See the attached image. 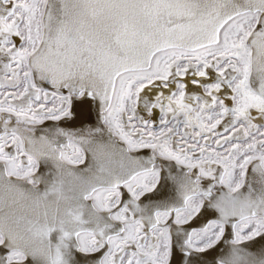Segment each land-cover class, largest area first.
Listing matches in <instances>:
<instances>
[{
    "label": "snow or ice",
    "instance_id": "6c2138e0",
    "mask_svg": "<svg viewBox=\"0 0 264 264\" xmlns=\"http://www.w3.org/2000/svg\"><path fill=\"white\" fill-rule=\"evenodd\" d=\"M210 252L264 264V0H0V264Z\"/></svg>",
    "mask_w": 264,
    "mask_h": 264
},
{
    "label": "bare ground",
    "instance_id": "6f19581e",
    "mask_svg": "<svg viewBox=\"0 0 264 264\" xmlns=\"http://www.w3.org/2000/svg\"><path fill=\"white\" fill-rule=\"evenodd\" d=\"M75 125L77 127L87 126V127H95L99 123V111L98 108L93 105L91 109L87 105L82 106L76 111V115L74 117ZM52 124L50 121H46L45 125H42L40 127H47L48 125ZM41 171H47V168H45L42 165ZM251 174V171H250ZM22 204H25L26 202L21 201ZM218 247H224L226 250V246L223 245V242ZM215 253L210 252L205 255L204 259L207 261V264H212V257Z\"/></svg>",
    "mask_w": 264,
    "mask_h": 264
}]
</instances>
